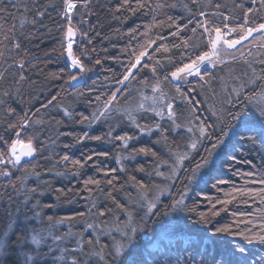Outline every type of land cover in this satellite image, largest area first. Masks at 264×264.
<instances>
[{
	"label": "trees",
	"instance_id": "obj_1",
	"mask_svg": "<svg viewBox=\"0 0 264 264\" xmlns=\"http://www.w3.org/2000/svg\"><path fill=\"white\" fill-rule=\"evenodd\" d=\"M67 1L0 0V153L8 154L22 129L36 149L35 159L0 178V240L20 209L12 251L0 254V264H105L129 214L133 226L140 223L157 195L167 214L149 220L140 235L143 255L133 252L129 261L185 264L195 257L213 264L224 254L234 264H264V243L215 232L229 226L250 234L264 225V137L253 123L264 94V35L242 45L240 57L203 65L201 77L177 85L169 77L210 51L204 26L227 24L237 39L241 24L264 23V0H90L73 72L65 56ZM141 51L144 66L124 80ZM75 74L85 81L71 87ZM237 93L248 109L239 122L228 116L240 109ZM201 126L215 133L211 139L200 135ZM217 136L224 142L213 148ZM193 140L202 141L195 151ZM177 152L188 158L170 179ZM202 158L209 164L189 184ZM181 194L184 204L173 212L168 205ZM239 248L244 256L232 254Z\"/></svg>",
	"mask_w": 264,
	"mask_h": 264
},
{
	"label": "snow or ice",
	"instance_id": "obj_2",
	"mask_svg": "<svg viewBox=\"0 0 264 264\" xmlns=\"http://www.w3.org/2000/svg\"><path fill=\"white\" fill-rule=\"evenodd\" d=\"M69 10H71V8L73 7V5L69 2ZM201 15H204L203 13H201ZM207 23V22H205ZM203 27V25H201ZM224 28L227 29L228 25L224 24ZM241 34L239 36V39H229L226 38V34L224 32H222L221 27H214L213 28H205V31L209 32L210 34L214 31L215 36L214 38L210 39L207 43H210L211 46V50L210 51H203L201 54L197 55L194 59H191L189 63H184L182 66L180 67H176L174 71H172L170 73V76L176 79H180L181 78V74H185V78L187 76H193V75H199L201 73V68L202 66L207 63V64H211L213 67H215L217 62H223L221 59V54L223 55H230V49L235 48L236 45L240 44V42L242 40L247 39L248 36L252 35L253 32H257V31H261L264 30V23H261L258 25V27H250V28H245L243 24H241L239 26ZM195 31V30H194ZM230 32H236L237 29L236 28H232L229 30ZM68 34L69 36H71L73 34V30L71 27H69L68 29ZM18 47V45H17ZM68 55L71 56L72 55V44L69 43L68 44ZM147 55L146 51H141L139 53V55L136 57L135 62L133 64H131V68L128 70V75L124 76V80H128L129 76L133 75L131 69H136L137 71H139V68H137L138 65H141V60ZM234 58V57H233ZM97 63H99V61H97ZM79 64L78 60H74L72 66L76 67V65ZM142 67L144 65H141ZM81 70H82V66H81ZM153 72L156 71L155 68L152 69ZM72 79L75 80L76 77L72 76ZM164 79L167 80L168 76H164ZM120 83H123V81H120ZM156 88H159V84L156 85ZM113 99H115V95H113ZM153 99L155 100V97H153ZM237 102L239 101V93H237ZM229 103H231V101H229ZM240 109H238L237 111L234 112H229L228 116L230 118L231 121H241L242 117L245 116L246 112H247V105H245L243 102H240ZM255 109L257 112L255 121L253 122L254 124H258L260 126L261 131L257 132L255 135L258 137H264V94H261V99L260 101L255 103ZM138 108L143 107V105H138ZM169 114L171 115V104L167 105ZM153 111H155V109H153ZM98 118V117H97ZM131 118V116H130ZM157 127H159V125H157ZM179 127V126H177ZM142 131H144V129H141ZM231 130V125L229 127V131ZM249 131H252L253 129L251 127H249L248 129ZM189 131H191V129H189ZM221 132L224 136H227L228 133L227 132H223V129H221ZM215 133H210L207 131V127L206 126H201L200 128V135L203 136L205 139H211V136L214 135ZM98 139V137L96 138ZM118 139L121 140H127V139H131V137H126V136H122V137H118ZM248 139H252V137H248ZM202 141L199 140H193L190 145L189 148L192 151L197 150V146L199 143H201ZM224 141L217 136V142L216 144L213 145V148L219 146V144H222ZM23 141H13L12 146H11V153L12 156L14 157V159H12V164L13 166L17 165L20 163L21 159L25 156H32V154L36 151V149L34 147H32V141L29 139L28 144L26 146V150H22L20 151L19 154H17V145H23ZM141 151H146L145 149H141ZM0 155H2V153H0ZM209 155H211V153H209ZM188 158V154L187 153H176V159L174 164L172 165V169H171V177H175L178 175V169L182 167L183 165V161ZM233 159H235V157H233ZM3 161H0V163H2ZM209 164V160L208 159H203L202 158V162L201 163H197L196 164V170L193 171V176L191 178L188 179V183L191 184L193 182V180L196 178V174L197 171L200 170L201 168L207 166ZM158 175H163V173H157ZM0 175H10V173H2L0 172ZM134 179V178H133ZM109 183H111V181H109ZM260 183H264V180H261ZM141 188L145 189L146 186H144L141 183ZM168 189H164V191H167ZM188 188H185V193L188 191ZM162 194V193H161ZM184 199H185V195L181 194L180 198L175 200L172 204L168 205L169 208L172 209L173 212L180 210L184 204ZM158 202H159V195H157L154 199L152 200H148L147 204H146V211H145V216L140 218V223L135 224V221L133 219V217L131 216V214H129L128 217V222L127 224L124 226L123 230H122V235L120 238V241L115 243L114 247H112V249L110 251H108L107 253V260L105 261V264H146L145 261L141 260H132L129 261L127 259V257L129 255H131L133 252H136L139 250V254L142 256L143 255V250L140 249V235L142 232H144L147 229V224L149 222V220H151L152 217H156V216H163L166 215L167 213H162L160 211V208L158 207ZM123 207V206H121ZM20 212V209H16V212L13 214H10V219H9V223L7 225V228L3 230V237L5 239L0 240V254H4L5 256H7L8 254H10V252L12 251L13 248V244L10 241V233L11 231L14 229V225L16 223V219H14V216H18ZM214 215H218V213H213ZM145 217H147V219H145ZM200 223L202 224H207L208 220L205 218V214L201 213L200 214ZM50 221L52 220V217L48 218ZM89 228L92 227V225L88 226ZM216 233H230L233 235H241L244 236L245 239H247L249 242L252 241H259L260 243H264V225L261 226L260 231H253L250 234H246L245 232H232V229L229 226H222V227H217L215 229ZM33 242L36 244H39L41 241L39 239H37V237L33 236L32 237ZM56 240H61L63 239V237H55ZM152 238H150L151 240ZM23 241L18 239L17 243H22ZM92 240H89L88 243L92 244ZM161 243H163V239H161ZM108 248V245H103L102 246V251ZM164 248L166 250H171L169 248V246L167 244L164 245ZM233 255H239V256H244L245 255V249L244 248H239V249H233L232 252ZM37 255H40L39 253ZM93 255H95L96 257H100L101 259H104L103 256H101L100 252H95L93 253ZM224 254H221V257L214 261L213 264H234V262L229 261L227 259H224ZM63 258V257H62ZM75 259V258H74ZM28 261L32 260V257L29 256L27 258ZM27 264V262H26ZM75 264H80L79 260L76 259L75 260ZM153 264H164V260L163 259H157L153 261ZM169 264H170V258H169ZM177 264H179V260H177ZM185 264H205V262L203 260H196L195 257H193L192 259H187L185 261ZM235 264H239V262H235Z\"/></svg>",
	"mask_w": 264,
	"mask_h": 264
},
{
	"label": "rangeland",
	"instance_id": "obj_3",
	"mask_svg": "<svg viewBox=\"0 0 264 264\" xmlns=\"http://www.w3.org/2000/svg\"><path fill=\"white\" fill-rule=\"evenodd\" d=\"M89 1L90 0H68L67 4H66V13H65V29H66V33H67L68 28L71 27V28H73L75 30V35H76V38H75V40L72 43L73 60H78L79 59V57H77L75 54L73 55V46L77 43V41L85 38V32H84L85 28H84V26H85V23L87 21V19H86V15L87 14L86 13H87V4L89 3ZM69 2L73 5L71 10H69V7H68ZM205 28H207V26L203 27L204 30H205ZM221 29H222V32H224L226 34V38L230 39V38L233 37L232 39H236L234 37L237 35V32H230L229 29H223V28H221ZM207 33L210 34L209 32H207ZM211 35H212V38H214V35H215L214 31L211 33ZM254 37H252L251 39H253ZM68 44H66L65 52L66 51L68 52ZM240 49L242 50L243 48L239 47V48H237L235 50H230V51H237L238 52ZM67 52L65 53L66 58H67ZM67 60H68V58H67ZM217 63H220V62H217ZM69 65L71 67V71L72 72L77 69V66L73 67L72 63H70ZM206 65H211V64L205 63L204 66H206ZM131 71H133V69H131ZM196 76L197 77L198 76L201 77L200 75H196ZM75 77L76 78L83 77L85 79V77L83 75H80V74H75ZM181 80H182L181 83L185 84L183 82H186L188 80V77L185 78V76H182ZM121 87H122V85L120 86V88ZM155 90H157V89H155ZM116 93H117V91H116ZM116 93L114 95H116ZM150 101L154 102V99L151 97ZM14 141H23L24 142L23 144H27L28 141H29V135H28V133L25 130L22 129L21 131H19V133L17 134L16 139ZM11 146H12V144H11ZM11 146L9 148V151H8L7 155H3V154L0 155V161H3L2 163H0V172H2V173H8L6 171L7 169H10V168H13V167L17 166V165L13 166V164L11 162L12 161V158L10 156ZM18 146H21V145H18ZM8 176L9 175H0V178L1 177L7 178Z\"/></svg>",
	"mask_w": 264,
	"mask_h": 264
},
{
	"label": "water",
	"instance_id": "obj_4",
	"mask_svg": "<svg viewBox=\"0 0 264 264\" xmlns=\"http://www.w3.org/2000/svg\"><path fill=\"white\" fill-rule=\"evenodd\" d=\"M68 29H69V28H68ZM72 30H73V34H72L71 36H69V34H68V30H67V34H66V40H67L68 43H71V44L73 43V41H74L75 38H76L75 30H74L73 28H72ZM257 35H264V30L257 31V32H253L252 35H250V36L247 37V39L242 40V41L240 42V44L236 45L235 48H232V49H230V50H235V49L241 47L243 44L247 43L252 37L257 36ZM214 36H215V35H214ZM238 39H239V38H238ZM210 50H211V49H210ZM242 55H243V50L240 49V50H239L237 53H235L234 55H232V56H226V57H221V59H222L223 62H227V61H230V60L235 59V58H237V57H240V56H242ZM233 57H234V58H233ZM67 58H68L69 62L73 64V61H74V60H73V56H72V55L69 56V55H68V52H67ZM78 61H79V60H78ZM223 62H222V63H223ZM182 75H184V74H181V76H182ZM169 77H170L171 81H172L174 84H176V85H177V84H180V83L182 82L181 78H180V79H176V78H173V77H171V76H169ZM84 81H85V79H84L83 77H81V78H76L75 80H72V81H71V86H72V87H76V86H78V85L84 83ZM27 144H28V143H27ZM27 144H23V145H21V146H18V145H17V149H16L17 154H19L20 151H22V150H26V146H27ZM32 147H34L33 144H32ZM10 156H11L12 159H14V157L12 156V153H11V149H10ZM35 157H36V151L32 154V156H25V157H23V158L21 159L20 163L17 164V166H21L24 162H27V161L33 160V159H35Z\"/></svg>",
	"mask_w": 264,
	"mask_h": 264
},
{
	"label": "flooded vegetation",
	"instance_id": "obj_5",
	"mask_svg": "<svg viewBox=\"0 0 264 264\" xmlns=\"http://www.w3.org/2000/svg\"><path fill=\"white\" fill-rule=\"evenodd\" d=\"M229 51H230V50H229ZM235 53H237V51H230V55H223V54H221V57L232 56V55H234Z\"/></svg>",
	"mask_w": 264,
	"mask_h": 264
},
{
	"label": "bare ground",
	"instance_id": "obj_6",
	"mask_svg": "<svg viewBox=\"0 0 264 264\" xmlns=\"http://www.w3.org/2000/svg\"><path fill=\"white\" fill-rule=\"evenodd\" d=\"M72 80H73V79H72ZM72 80H71V81H72ZM70 83H71V82H70ZM71 87H72V86H71Z\"/></svg>",
	"mask_w": 264,
	"mask_h": 264
}]
</instances>
